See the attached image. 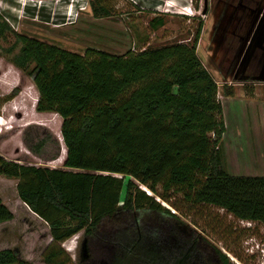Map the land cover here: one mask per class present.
<instances>
[{"label":"trees","instance_id":"obj_1","mask_svg":"<svg viewBox=\"0 0 264 264\" xmlns=\"http://www.w3.org/2000/svg\"><path fill=\"white\" fill-rule=\"evenodd\" d=\"M192 1L198 8L200 0ZM116 2L88 0L95 18L120 13ZM149 23L164 25L161 18ZM201 29L199 22L189 42L75 52L16 32L0 13V52L31 77L35 111L61 119L62 166L0 154V175L18 180L19 199L48 225L45 264H66L60 245L79 232L88 250L79 264H232L155 198L169 203L172 193L264 227V176H234L225 166L218 85L196 51ZM51 143L54 159L60 145L50 133L28 148L40 156ZM10 219L0 199V223ZM0 264L33 263L2 249Z\"/></svg>","mask_w":264,"mask_h":264},{"label":"rangeland","instance_id":"obj_2","mask_svg":"<svg viewBox=\"0 0 264 264\" xmlns=\"http://www.w3.org/2000/svg\"><path fill=\"white\" fill-rule=\"evenodd\" d=\"M216 1L207 0L208 10L203 14L204 0H200L198 8L192 0H117L120 13L95 18L88 0H77L73 4L71 0H0V13L12 29L27 36L75 52L94 47L116 54L189 42L201 22L197 55L210 68L208 58L218 47V62L214 64L211 59L210 65L223 71L225 66L219 64L223 60V49L219 47L225 45L224 32L218 36L219 44L209 47ZM152 18L163 19L164 25L153 29L149 23ZM9 40L12 41V37ZM1 44L9 45L5 41ZM219 74L211 70L228 126L221 141L226 169L234 176H264V101H257L264 99V79L242 82L241 76L235 73L228 78ZM15 87L18 93L11 96ZM229 89L238 92L234 97H226ZM240 90L246 95L248 92L256 94V102L242 99ZM36 101L37 91L31 77L0 52V154L23 164L60 167L64 159V146L59 137L61 119L54 113L36 112ZM45 132L59 142V152L54 159H50L55 151L52 143L40 156L28 148L35 136ZM17 182V179L0 175V199L12 212V219L0 223V250L14 249L20 258L33 264H45L43 253L51 242L48 225L19 199ZM155 198L216 246L232 264H264V227L260 223L239 220L215 206L187 203L180 193H172L169 203L158 196ZM85 245L82 232L62 242L60 246L70 258L66 264H79L88 254Z\"/></svg>","mask_w":264,"mask_h":264},{"label":"crops","instance_id":"obj_3","mask_svg":"<svg viewBox=\"0 0 264 264\" xmlns=\"http://www.w3.org/2000/svg\"><path fill=\"white\" fill-rule=\"evenodd\" d=\"M216 3L213 11V13L216 12V16L214 15L211 27L209 47L217 46L218 36L224 32L226 42L225 45H219L220 50L223 49V60L219 64L224 65L225 68L222 71L210 65L211 59L214 64L218 62L217 47L215 48L216 54L212 53L208 58L211 70L217 72L219 76V73L224 75L221 76L222 78H228L235 73L241 76L242 82L264 79V0H217ZM206 68L211 73L210 68ZM237 92L234 91L233 95H226V97H234ZM241 93L242 99L256 102V94L248 92L246 95L242 91ZM257 101H264V99ZM225 126L227 131L226 122ZM238 133L240 134V131Z\"/></svg>","mask_w":264,"mask_h":264},{"label":"water","instance_id":"obj_4","mask_svg":"<svg viewBox=\"0 0 264 264\" xmlns=\"http://www.w3.org/2000/svg\"><path fill=\"white\" fill-rule=\"evenodd\" d=\"M206 10H207V0H204V6H203L202 13L203 14L206 13ZM85 249L87 250L86 245H85ZM85 257H86V255H85Z\"/></svg>","mask_w":264,"mask_h":264},{"label":"flooded vegetation","instance_id":"obj_5","mask_svg":"<svg viewBox=\"0 0 264 264\" xmlns=\"http://www.w3.org/2000/svg\"><path fill=\"white\" fill-rule=\"evenodd\" d=\"M85 239V238H84ZM86 241V240H85ZM193 247H195V243L193 242V243H191L190 244V248H193ZM85 258V257H84ZM83 258V259H84ZM204 264H213V263H211L210 261H207V262H205Z\"/></svg>","mask_w":264,"mask_h":264},{"label":"built area","instance_id":"obj_6","mask_svg":"<svg viewBox=\"0 0 264 264\" xmlns=\"http://www.w3.org/2000/svg\"><path fill=\"white\" fill-rule=\"evenodd\" d=\"M74 1L76 2L77 0H71V3L73 4Z\"/></svg>","mask_w":264,"mask_h":264}]
</instances>
